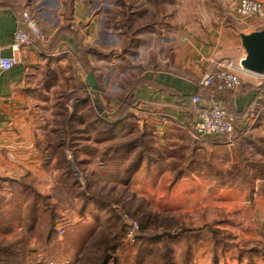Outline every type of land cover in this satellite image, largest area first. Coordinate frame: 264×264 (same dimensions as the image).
Returning a JSON list of instances; mask_svg holds the SVG:
<instances>
[{
    "label": "rangeland",
    "instance_id": "rangeland-1",
    "mask_svg": "<svg viewBox=\"0 0 264 264\" xmlns=\"http://www.w3.org/2000/svg\"><path fill=\"white\" fill-rule=\"evenodd\" d=\"M80 2L88 20L75 33L86 42L88 69L80 66L77 53L66 55V87L58 86L43 103L45 123L36 130L53 151L41 165L45 176L30 179L34 189L25 193L19 186L13 196L22 205L10 206L33 213L34 246L70 263L80 255L81 264H96L102 243L122 226L128 229L126 217L137 224V236H166L159 246L170 248L174 264H264V154L253 159L254 165L241 166L232 156L203 153L197 139L188 142L177 131V151H149L147 161L138 146L143 135L147 146L155 143L153 130H144L142 114L125 100L146 71L191 78L193 41L219 26L222 0ZM47 18L53 27L55 15ZM88 74L95 79L96 97ZM78 136L83 147L75 158L70 151ZM64 147L68 153L61 157ZM12 233L4 235L6 240L26 239ZM135 241H125L131 252ZM116 260L128 264L120 253Z\"/></svg>",
    "mask_w": 264,
    "mask_h": 264
},
{
    "label": "crops",
    "instance_id": "crops-1",
    "mask_svg": "<svg viewBox=\"0 0 264 264\" xmlns=\"http://www.w3.org/2000/svg\"><path fill=\"white\" fill-rule=\"evenodd\" d=\"M239 2L222 0V21L216 27L217 31L212 30L203 40L194 39L192 58L196 59L192 64H187L191 78L152 70L144 72L139 85L135 86L134 98L144 120V130L147 131L150 126L153 130L152 140L155 142L147 146L150 143L147 142V136H140L138 149L144 151L146 159H152L149 151L156 154H161L163 150L170 154L176 152L179 131L188 142L197 139L203 153L219 152L222 157L232 156L241 166L254 165L257 161L253 159L264 154V83L260 82L258 76L241 73L239 87L221 92L219 97L210 95L214 92L213 88L199 84L203 74L214 68V59H229L236 65L240 64L245 57L241 34L264 28L263 21H242L236 18L234 10ZM26 8H30L35 17H41L40 25L51 39L56 33L59 34L58 43L51 51L45 52L36 45L23 47L18 52L11 50L13 33L21 26V14ZM51 14L56 17L53 27L45 22ZM87 20V7L80 0H70L69 3L66 0H0V57L14 55L18 60L11 69L0 70V242H4V245L0 243V264H81L80 255L70 263L65 258L39 251L32 240L36 226L33 213L24 215L20 208L13 210L10 206L17 203L13 195L19 186L25 193L26 189H34L29 181L34 177L42 179L45 176L41 165L48 162L53 151L36 134V130L45 123L43 103L50 100L52 92L57 93L58 86L62 84L66 87L65 58L67 54L72 56L71 52L76 53L71 35L79 37L75 29H78L79 23ZM94 27L91 20L88 26L90 39L95 33ZM63 28L65 31L61 32ZM83 45H86L85 41H82ZM194 95L204 100L213 96L235 117L231 135L204 138L194 136L193 121L198 111V106L191 103ZM77 138L71 149L75 158L79 154V147H83L82 137ZM59 153L63 157L68 151L66 148L60 149ZM16 205L22 204L18 202ZM9 226L10 230H7ZM49 228L48 236H51L53 223H49ZM6 230L26 239L20 243L15 242L13 236L6 240ZM37 259L41 261L36 263Z\"/></svg>",
    "mask_w": 264,
    "mask_h": 264
},
{
    "label": "built area",
    "instance_id": "built-area-1",
    "mask_svg": "<svg viewBox=\"0 0 264 264\" xmlns=\"http://www.w3.org/2000/svg\"><path fill=\"white\" fill-rule=\"evenodd\" d=\"M238 20L246 21L254 19L264 22V0H240L239 5L234 10ZM22 27H17L13 33L11 50L20 51L23 47L32 46L36 43L45 44L48 34L40 26L33 16L30 8H26L22 14ZM18 63L16 57H0V70H9ZM246 73L257 77L264 83V74L256 75L245 71L240 64L233 65L232 62L222 59L216 61L214 68L203 74L199 84L205 88H213L219 91H232L239 87L241 80L240 74ZM191 103L198 106L195 120L193 121V134L196 138L208 136L227 137L232 134L235 117L228 113L216 98L213 96L204 100L199 95L191 98ZM126 230V241L134 244L137 238V224L128 218H124ZM59 236L63 235V229H57Z\"/></svg>",
    "mask_w": 264,
    "mask_h": 264
},
{
    "label": "trees",
    "instance_id": "trees-1",
    "mask_svg": "<svg viewBox=\"0 0 264 264\" xmlns=\"http://www.w3.org/2000/svg\"><path fill=\"white\" fill-rule=\"evenodd\" d=\"M21 27H22V22H21ZM62 31H65V29L63 28L61 32ZM71 36L74 38L76 53L79 61L78 63L84 70L85 69L87 70L89 66V60L87 56L88 54L87 52H85L82 44L77 39V37L73 36V34ZM58 40H59V34L56 33L54 37L51 40H49L47 43L45 44L36 43L35 45L39 49L45 52H49L58 43ZM139 83L140 80H138L136 86L139 85ZM134 89L135 87L132 89V91L125 99L127 103L132 105H136L137 103V101L134 98ZM213 90H214L213 94L210 95H213L214 97H219V94L221 92H229V91H219L216 89ZM71 153L73 152L70 151V154ZM163 237L166 238V236H161V237L160 236L150 237L145 235L137 236L138 242L136 248L135 250H133V252H131L129 249L130 247H128L126 244L127 242H125L126 230L122 226L116 235H113L112 238H110L109 240H105L104 243H102L103 248L99 250L97 253L96 264H117L116 254L118 252L123 257H126L128 264H174L173 259L171 257L170 248L166 245L163 248H160L159 246V242L162 241L160 239H162Z\"/></svg>",
    "mask_w": 264,
    "mask_h": 264
},
{
    "label": "water",
    "instance_id": "water-1",
    "mask_svg": "<svg viewBox=\"0 0 264 264\" xmlns=\"http://www.w3.org/2000/svg\"><path fill=\"white\" fill-rule=\"evenodd\" d=\"M240 39L245 52V57L240 62V66L247 72L257 75L264 74V28L249 34H241ZM87 80L92 94L96 97L97 87L93 75L88 74Z\"/></svg>",
    "mask_w": 264,
    "mask_h": 264
},
{
    "label": "bare ground",
    "instance_id": "bare-ground-1",
    "mask_svg": "<svg viewBox=\"0 0 264 264\" xmlns=\"http://www.w3.org/2000/svg\"><path fill=\"white\" fill-rule=\"evenodd\" d=\"M257 75V74H256Z\"/></svg>",
    "mask_w": 264,
    "mask_h": 264
}]
</instances>
